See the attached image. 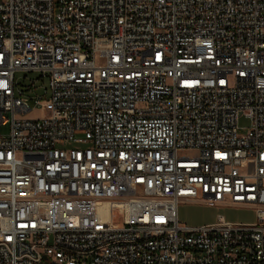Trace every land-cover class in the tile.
I'll list each match as a JSON object with an SVG mask.
<instances>
[{
  "label": "built area",
  "instance_id": "2783aa9c",
  "mask_svg": "<svg viewBox=\"0 0 264 264\" xmlns=\"http://www.w3.org/2000/svg\"><path fill=\"white\" fill-rule=\"evenodd\" d=\"M1 127L0 264H264V0H0Z\"/></svg>",
  "mask_w": 264,
  "mask_h": 264
},
{
  "label": "rangeland",
  "instance_id": "374dc122",
  "mask_svg": "<svg viewBox=\"0 0 264 264\" xmlns=\"http://www.w3.org/2000/svg\"><path fill=\"white\" fill-rule=\"evenodd\" d=\"M23 73H17L16 78L21 81ZM29 78L34 76L28 75ZM28 80H26L27 82ZM41 112L38 109H33L32 116H39ZM239 126L247 127L249 120L245 117L239 118ZM1 131L6 128L1 127ZM222 215L227 221L233 223H250L255 222L257 219L256 211L252 208L234 207L219 204H210L205 202H182L178 206V220L181 224L188 226H200L213 223ZM114 219L118 221V214H114Z\"/></svg>",
  "mask_w": 264,
  "mask_h": 264
},
{
  "label": "bare ground",
  "instance_id": "6f19581e",
  "mask_svg": "<svg viewBox=\"0 0 264 264\" xmlns=\"http://www.w3.org/2000/svg\"><path fill=\"white\" fill-rule=\"evenodd\" d=\"M102 213H105L104 211H102Z\"/></svg>",
  "mask_w": 264,
  "mask_h": 264
}]
</instances>
